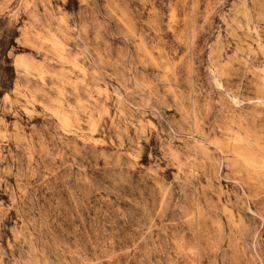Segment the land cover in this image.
<instances>
[{
  "label": "rangeland",
  "instance_id": "obj_1",
  "mask_svg": "<svg viewBox=\"0 0 264 264\" xmlns=\"http://www.w3.org/2000/svg\"><path fill=\"white\" fill-rule=\"evenodd\" d=\"M0 264H264V0H0Z\"/></svg>",
  "mask_w": 264,
  "mask_h": 264
}]
</instances>
